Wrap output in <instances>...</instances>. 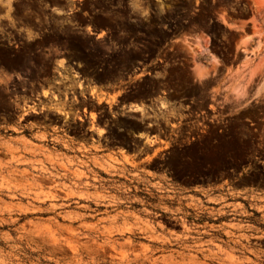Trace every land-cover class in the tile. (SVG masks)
Wrapping results in <instances>:
<instances>
[{
	"label": "rangeland",
	"instance_id": "obj_1",
	"mask_svg": "<svg viewBox=\"0 0 264 264\" xmlns=\"http://www.w3.org/2000/svg\"><path fill=\"white\" fill-rule=\"evenodd\" d=\"M61 12L1 59L0 264H264V0ZM217 71L218 138L134 137Z\"/></svg>",
	"mask_w": 264,
	"mask_h": 264
},
{
	"label": "flooded vegetation",
	"instance_id": "obj_2",
	"mask_svg": "<svg viewBox=\"0 0 264 264\" xmlns=\"http://www.w3.org/2000/svg\"><path fill=\"white\" fill-rule=\"evenodd\" d=\"M63 1L0 0V64L4 57H20L30 43L44 41L47 26L52 25L47 16L62 15ZM75 13L78 14V10ZM15 81L18 84L19 79L16 78ZM203 81L202 84L194 81L193 85L175 95L176 100L169 101L175 112H171L172 116L167 122L149 123L146 126L138 122L141 125L139 128L148 132L136 134L134 137L144 146L147 143L146 135L151 134V147L162 151L170 149L160 148L162 144H170L173 148L181 144L190 146L193 142L208 137L218 138V71Z\"/></svg>",
	"mask_w": 264,
	"mask_h": 264
},
{
	"label": "bare ground",
	"instance_id": "obj_3",
	"mask_svg": "<svg viewBox=\"0 0 264 264\" xmlns=\"http://www.w3.org/2000/svg\"><path fill=\"white\" fill-rule=\"evenodd\" d=\"M94 91V90H93ZM95 92V91H94ZM92 94H94L93 92H91ZM99 97V96H98ZM113 100V99H112ZM164 107V106H163ZM131 112H140L142 111V108L139 106H131L129 109ZM91 119L94 121V116L91 115ZM100 134V133H99Z\"/></svg>",
	"mask_w": 264,
	"mask_h": 264
},
{
	"label": "built area",
	"instance_id": "obj_4",
	"mask_svg": "<svg viewBox=\"0 0 264 264\" xmlns=\"http://www.w3.org/2000/svg\"><path fill=\"white\" fill-rule=\"evenodd\" d=\"M150 110V109H149ZM147 113H148V110H144V116H142V117H145L146 118V116H147ZM142 114V113H141Z\"/></svg>",
	"mask_w": 264,
	"mask_h": 264
}]
</instances>
